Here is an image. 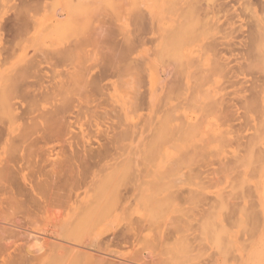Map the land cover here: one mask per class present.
<instances>
[{
    "label": "rangeland",
    "instance_id": "obj_1",
    "mask_svg": "<svg viewBox=\"0 0 264 264\" xmlns=\"http://www.w3.org/2000/svg\"><path fill=\"white\" fill-rule=\"evenodd\" d=\"M67 9L68 13H71L70 16L68 14L69 18L63 20L64 25L60 21L61 25H58L54 16L60 10ZM72 20L75 23H72ZM69 25L72 29L68 28ZM173 37H178L179 42ZM169 41L175 44L171 45ZM65 51H69L67 52L69 54ZM174 51L178 58L181 54L180 59L176 60L177 56H172V53L175 54ZM174 60L179 61V64ZM25 62L35 66L41 62L38 69L33 68L31 72L44 71L42 74L44 82L52 80L54 82L59 78L64 80L66 77L68 79L65 80L69 81V75L64 77L65 74L73 73L75 77L76 72L79 75L87 73V77L89 76L87 80L84 78L83 83L81 79L79 80L83 85L85 81H90L89 84H85L87 88L82 86L86 89L85 95L83 91L73 88V91L76 89L75 91L80 93L73 95V92L71 97L70 89L74 86L71 84L69 96L72 99L80 94L79 99H76V96L75 100H72H80L82 103L80 107L88 108L86 110L82 107L81 110L87 113L91 110L88 114L90 116L93 112L95 118L87 115L91 121L87 120L85 112L83 115L85 119L83 117V121L80 119L81 125L72 128L74 134L81 129L89 134V137L85 134L88 138H83L88 141L86 157H82L81 150L80 154L76 152L77 155L73 152L78 157L72 155L70 152L74 151L73 147H66L63 139H59L60 141L57 139L55 143L56 138L51 140L47 138V144L37 145L43 149L41 150L36 149L35 145L30 147L34 149H29L28 146H25L27 149L13 148L4 142V137L0 138V162L3 164V166L0 164V172L5 169L3 173L8 175L6 177L0 173L4 178L2 180L0 176V189L5 190V193L0 191L4 193L2 198L0 193V220L2 219L0 224L3 226L5 224L6 230L7 227H11L8 229L10 235L7 231L5 235L3 234L5 239L0 241L5 244L3 247L0 243L2 246L0 264H60L58 260L61 259L63 261L61 264H74L78 262L73 257L76 250L83 251L82 254L80 252L81 255L87 253L90 257L97 258L100 264H209V262L264 264V159L262 158L261 163L258 162L261 169L257 162L252 164L254 160L252 158L256 156L252 154L253 149L257 147V150H262L260 146L264 148V130L262 136L259 135L264 129V0H0V71L7 75L9 73L12 75V72L13 75L20 74L18 72L23 71L24 67L28 68ZM184 63L189 65L184 67ZM50 73L54 77L52 75L50 77ZM35 76L32 78L35 79L37 77ZM199 77L200 79H197ZM32 78L25 80V84L29 83L31 91L37 89L39 93V84L36 83L38 78L36 81ZM51 78L52 80H49ZM8 82L4 88L11 91L12 82ZM201 82L205 84L202 83L201 86ZM197 83L200 89L196 87ZM81 85L77 86L78 89L82 88ZM201 87L203 92L200 91ZM189 90L191 92L195 90L196 93ZM204 90L205 93L208 92L205 95ZM190 93L199 95L200 98L193 97ZM206 95L208 100L204 98ZM132 101L134 104H131ZM58 103L60 102H57V105ZM211 104L216 106L209 107ZM94 106L98 107L97 111ZM206 109L208 112L204 111ZM210 109L212 110L209 111ZM114 114H118L117 122L114 119L116 123L111 121ZM203 115L206 117L203 118ZM111 122L115 124L112 125ZM94 123L99 125L95 127ZM257 126L261 132L254 135L258 130ZM124 129L127 131L131 129L132 136L126 135L129 138L125 139L124 134L121 136L123 139L120 138L117 132L119 134V131ZM78 134L81 135L77 132L73 139L79 143L72 141V146L74 143L75 145L81 143ZM188 135L191 137H187ZM251 135L261 137V139L258 137L261 142L254 141L255 146L252 145ZM108 137L114 139L110 141L111 138ZM257 137L253 139L257 140ZM154 138L155 141L162 142L155 143ZM204 138L210 140V143ZM231 138L233 141L230 143ZM107 140L111 143L107 144ZM114 140L115 142L119 140L120 143L116 144ZM227 140H230L229 143ZM248 142L254 146L252 149L250 145L252 165L246 162L247 157H244L248 155L249 158V153L242 156L245 143ZM148 143L149 146L146 145ZM256 144H260L259 149ZM111 145L113 150L107 149L112 147ZM151 145L152 149L147 152ZM79 146L78 148L75 146V149H81V145ZM103 147L104 149L106 147L108 152H105ZM189 149L194 152L190 154L191 158L187 154L192 153ZM95 150L97 154V151H104L107 154L99 152V156L102 154L104 158L97 157L94 160L92 155L95 154ZM200 151L201 158L198 157ZM255 151L254 149L253 152ZM152 153L154 157H150L153 156ZM239 153H242L241 157L246 161L242 162L241 158L242 160L237 159L235 162V157H239ZM263 153L259 155L264 157ZM179 155L186 157L185 162ZM259 155L256 156L258 159ZM84 158H88L87 161L84 162L86 160ZM173 160L177 167L175 164L172 165ZM192 160L195 164H192ZM238 160L244 167H238ZM68 164L70 165L67 169ZM229 164L239 168L233 167L235 170L231 171L233 169L228 166L229 172H232L230 176L229 172L226 173L228 171L226 166ZM221 166H225L223 174H221L223 169L220 171L218 169L222 168ZM254 166L259 170L256 171ZM216 171H219L220 175H217ZM68 177L70 178L67 179ZM229 177H232V180ZM238 179L243 180V186ZM230 183L234 184L235 189ZM51 184L52 186H49ZM71 184L72 187L75 186L68 187ZM240 190L246 194L249 192L250 196ZM236 192L238 194H235ZM240 192L243 197H240ZM228 193L231 195L227 197ZM95 194L102 196V200L97 196L100 199L98 205H96L98 198L94 199ZM8 195L12 196L10 197L14 202ZM244 195L247 198H244ZM94 201L96 211H93ZM103 202L106 203L102 204ZM13 204L16 206L18 204V207ZM101 205L102 207L105 205L102 210ZM88 208L91 209L89 217L86 215L89 212ZM9 209L15 216L8 213ZM92 211L95 213L92 214ZM77 214L79 217L88 218H80L81 220L78 219L80 221L77 222ZM14 229L18 230L14 231L16 235L13 234ZM19 232L21 235L17 234ZM32 237L37 238L39 242L31 243ZM40 243L42 245L44 243L45 248L43 251L40 249L41 252L39 249L38 252L35 251L37 256L33 250L35 247L42 248ZM197 244H201L203 248L200 249ZM58 245L62 248L60 249ZM72 248L75 250L72 251ZM62 249L67 251L68 256ZM223 250H226L228 255ZM27 251H30L29 254ZM222 252L225 256L221 255ZM223 257H226V260L222 261ZM52 258L53 262L50 261Z\"/></svg>",
    "mask_w": 264,
    "mask_h": 264
},
{
    "label": "bare ground",
    "instance_id": "obj_2",
    "mask_svg": "<svg viewBox=\"0 0 264 264\" xmlns=\"http://www.w3.org/2000/svg\"><path fill=\"white\" fill-rule=\"evenodd\" d=\"M60 9H62V8H60ZM66 9V8H65ZM57 10H59V9H57ZM56 12V11H55ZM69 11H68V9H67V11L66 10H60L59 11V13L56 15V16H54V15H52V16H54V18L58 21V25H61L62 24V22L63 23H65V21H63V20H67L68 18H69V16H70V14L71 13H68ZM68 14H69V16H68ZM50 17V16H49ZM73 17H75V15L73 16ZM78 18V17H77ZM77 18H75L74 20L76 21V19ZM61 19H62V21H61ZM61 22V24H60V22ZM75 21L73 22V20H72V23H75ZM78 22V21H77ZM79 22H80V20H79ZM82 22V21H81ZM80 22V23H81ZM55 23V22H54ZM83 23V22H82ZM77 24V23H76ZM57 25V24H56ZM57 25V26H58ZM62 25H64V24H62ZM70 25H72V24H70ZM70 25H69V27L68 28H71L70 27ZM57 26H55L56 28H58ZM66 26V25H65ZM74 27H75V24H74ZM79 27V26H78ZM99 27V26H98ZM61 28V27H60ZM76 28V27H75ZM80 28H81V26H80ZM79 28V29H80ZM55 29V28H54ZM67 29V28H66ZM72 29V28H71ZM94 34H96V32L94 33ZM98 34V33H97ZM175 34V36L177 35V33H174ZM174 34H173V36H174ZM178 34H179V36H180V33L178 32ZM178 36V35H177ZM178 36V37H179ZM172 37V36H171ZM178 37L176 38V37H173V38H176V40L178 39ZM175 40V39H174ZM174 40H171V41H174ZM175 40V41H176ZM180 40V39H179ZM179 40H177L176 42H179ZM174 41V42H175ZM170 42V41H169ZM174 42H172L173 44H175ZM171 43V42H170ZM171 43V45H173ZM78 47V46H77ZM117 47V46H116ZM173 47V46H172ZM76 48V47H75ZM120 49V48H119ZM68 50V49H67ZM71 50V49H70ZM74 50V49H73ZM81 50V49H80ZM64 51V50H63ZM76 51V50H75ZM75 51H72V52H75ZM61 52V51H60ZM66 52V51H65ZM67 52H69V51H67ZM66 52V53H67ZM59 53V52H58ZM66 53H65V55H66ZM174 53L175 54H173L172 53V56H174V55H176V51H174ZM60 54V53H59ZM67 54H69V53H67ZM71 54V53H70ZM178 55V54H177ZM176 55V56H177ZM59 57H61V55L59 56ZM63 57V56H62ZM67 57V56H66ZM180 57H181V54H180ZM180 57L178 58V56L177 57H175L176 58V60L177 59H180ZM173 58V57H172ZM63 60V59H62ZM176 60H174L175 62H178V64H179V61H176ZM182 60V59H181ZM27 62H29V61H27ZM27 62H25L26 64H27ZM38 62V61H37ZM60 62H61V60H60ZM184 62V61H183ZM180 63H181V61H180ZM190 63V62H189ZM189 63L187 64H185L184 63V67H185V65L187 66V65H189ZM26 64H24V66H26ZM39 65H41V62L40 63H38ZM38 64L35 66V65H32V63H31V65H30V63L29 64H27V66H28V68L26 69V67H24L25 69L23 70V71H21V72H18V73H20V74H17V70L15 71L16 72V74L17 75H13L14 73L12 72V75H11V73H9L10 75H11V77H8L9 76V74L7 75L6 73H4L3 74V72H1L0 71V138H2V137H4V142L5 143H8L9 145H12L13 146V148H15V147H18V148H26L27 146H28V148L29 149H34V147H32V148H30L32 145L34 146L35 145V147H36V149H41V147L39 148L38 146H39V144H40V146H41V143H44V144H47L46 143V140H47V138H49L50 140H51V138L53 139H55V143H56V140L58 139H63V141H64V143L65 144H67L66 145V147H73V149H74V151L72 150V152H70L72 155H74V154H76V152L78 151V153L80 154V150H81V154H82V157H86L87 155H85V154H88V149H87V146H88V141H87V139H83V138H88L89 137V134H87L85 131V133L83 132V130L81 131H77V130H75V131H77L78 133L80 132L81 133V135L80 134H78V136H80L79 138H81V143L80 144H77V145H75L76 143H74V146H72L73 145V142L72 141H76V140H74L75 138H74V136H77V132H75V134L73 133V126H75L74 128H76V126L77 125H79V123H81V121H80V119L82 120V117H83V119H87V120H90L91 121V115H92V119L93 118H95V115H94V117H93V112H92V114L89 116V114H90V111L91 110H89V114L86 112V111H84L83 109V111L81 110V108L83 107H80L81 106V104L82 103H80L78 100V102L77 101H73V100H75L74 98L77 96H74L72 99L70 98V96H69V91L70 90H72L71 92H70V95H71V97L74 95V94H78V93H80L79 91L81 90V91H83V94L85 93L84 91L86 90V89H84L83 87H85V84H89L88 82H90V81H85L86 83H84V85L82 84L83 83V80H84V78H85V80H87V78L89 77H87V73H81L82 75H79V73L78 72H76L75 73V77L73 76L74 74L73 73H68L67 75L65 74V73H63V74H65V76L64 77H66V76H68V77H70V79H69V81L68 80H65V79H68L67 77L66 78H64V80L63 79H61V80H63L62 82H59V81H61V80H54V82H53V80H52V78L51 79H49V80H52L51 82H44L45 80L43 79V72L41 73V71L40 72H38L37 70L35 71V70H33L32 72H31V69H33V68H35V69H38ZM178 64H177V66H178ZM191 64V63H190ZM33 66V67H32ZM183 65H180V67H182ZM39 68H40V66H39ZM41 69V68H40ZM39 69V70H40ZM43 69V68H42ZM22 70V69H21ZM44 70V69H43ZM18 71H20L19 69H18ZM181 71V70H180ZM49 72V71H48ZM191 72H193V71H191ZM45 73V72H44ZM60 73H62V72H60ZM195 73V72H194ZM194 73H192V74H194ZM198 73V72H197ZM196 73V74H197ZM7 76H6V75ZM47 74V73H46ZM73 74V75H72ZM84 74V75H83ZM102 74V73H101ZM200 74V73H199ZM202 74H203V72H202ZM202 74H200V75H202ZM34 77V75H36L35 77L36 78H38V79H34V78H32V76ZM39 75V76H38ZM45 75V74H44ZM48 75V74H47ZM51 73H50V77H51ZM59 75V74H58ZM74 77H72V76ZM79 75V76H78ZM203 75H205V74H203ZM5 76H6V78H5ZM53 77H54V75H52ZM56 76V75H55ZM79 78H78V77ZM93 76V75H92ZM194 77H196L195 75H193ZM197 76H199V75H197ZM45 77V76H44ZM47 77V76H46ZM72 77V78H71ZM97 77V76H96ZM200 77H202V76H200ZM200 77L199 78H197V79H200ZM28 78H32V79H34L35 81H36V83L38 82V84H39V93H37L38 91H37V89L36 90H34V91H31L32 89L30 88V86L28 85L29 83H27V84H25V80H27ZM61 78H63L62 76H61ZM99 78V77H98ZM189 78H190V75H189ZM203 78V77H202ZM206 78V77H205ZM48 79V78H47ZM74 79V80H73ZM81 79V81H82V83H81V81H79ZM91 79V78H90ZM191 79V78H190ZM189 79V80H190ZM192 79H193V77H192ZM204 79V78H203ZM44 80V81H43ZM72 80L75 82H72ZM92 80V79H91ZM96 80H98V79H96ZM152 80V79H151ZM195 80V79H194ZM8 81H10V82H12V85L11 86H13L12 88H11V86H10V84L8 85L11 89V91H9L8 89H7V91L5 90L6 88H4V85L6 86L9 82ZM56 81V82H55ZM68 81V82H67ZM8 82V83H7ZM95 82H97V81H95ZM204 82H205V80H204ZM6 83V84H5ZM24 83V84H23ZM77 83H80V84H77ZM203 82H201L200 83V85L202 84ZM76 85V87H71L72 89H70V86H72V85ZM82 84V85H81ZM203 84H205V83H203ZM202 84V85H203ZM80 86L81 85V89H78L79 87H77V86ZM195 85V84H194ZM198 85H199V83H197L196 84V87L198 88V89H200V87H198ZM201 85V86H202ZM87 86V85H86ZM35 87V86H34ZM33 87V88H34ZM95 87H97V86H95ZM191 87V89L193 90V87L192 86H190ZM73 88H76L77 90H79L78 92H76L75 90L76 89H74V91H73ZM85 88H87V87H85ZM94 88V87H93ZM102 88V87H101ZM189 88V87H188ZM70 89V90H69ZM82 89H84V90H82ZM99 89V88H98ZM195 91V90H194ZM194 91H192V92H194ZM200 91H202V87H201V90ZM199 91V92H200ZM74 92V93H73ZM189 92H191L190 90H189ZM191 92V93H192ZM203 92V91H202ZM37 94V95H35V94ZM72 93H73V95H72ZM190 93V94H191ZM195 93H196V91H195ZM197 93H198V91H197ZM208 93V92H207ZM207 93H205V90H204V95L205 94H207ZM94 94V93H93ZM101 94V93H100ZM109 94V93H108ZM80 95V94H79ZM78 95V96H79ZM85 95V94H84ZM113 95V94H112ZM140 95V94H139ZM192 95V94H191ZM201 95V94H200ZM203 95V96H204ZM78 96L76 97V99H79L78 98ZM87 96V95H86ZM193 97L194 96H196V95H192ZM198 96V99L200 98L199 97V95H197ZM196 96V97H197ZM208 96L210 97V94H208ZM208 96L206 95V97H204V98H208ZM60 97H61V99H60ZM81 98L83 97L82 95L80 96ZM87 97H89V96H87ZM92 97V96H91ZM109 97V96H108ZM132 97V96H131ZM134 97H136V96H134ZM189 97V96H188ZM191 97V96H190ZM212 97V96H211ZM58 98H59V100H58ZM111 98V97H110ZM130 98V97H129ZM128 98V99H129ZM84 99H86V98H84ZM131 99V98H130ZM132 99H134L133 97H132ZM188 100H190V99H192V98H187ZM209 99V98H208ZM207 99V100H208ZM211 99V98H210ZM187 100V101H188ZM195 100H197V98L195 99ZM264 100V99H263ZM84 101V100H83ZM105 101V100H104ZM143 101V100H142ZM192 101V100H191ZM57 102H60V103H58V105H57ZM75 102V103H74ZM197 102H199V101H197ZM196 102V103H197ZM207 102V101H206ZM209 102H213V100L212 101H210L209 100ZM215 102V101H214ZM262 103H263V101H261ZM77 103V104H76ZM78 103H80V105L78 104ZM108 103V102H107ZM133 103V101L131 102V104ZM190 103V102H189ZM192 104L194 103V102H191ZM216 103V102H215ZM214 103V104H215ZM86 104V103H85ZM126 104H129V103H126ZM134 104V103H133ZM200 104V103H199ZM204 104V103H203ZM208 105V104H207ZM218 105V104H217ZM196 106V105H195ZM205 106V105H204ZM216 106V105H215ZM214 105H210L209 107H215ZM252 105H250V108H252L251 107ZM108 108H109V106H107ZM114 107H115V105H114ZM132 107V106H131ZM134 107H135V105H134ZM198 107V106H197ZM203 107V106H202ZM202 107H200V108H202ZM208 107V106H207ZM219 107V106H218ZM84 108V107H83ZM93 108V107H92ZM94 108H95V106H94ZM96 108H98V107H96ZM96 108H95V110H96ZM106 108V107H105ZM128 108H129V106H128ZM192 108H194V107H192ZM200 108H198V110L200 109ZM205 108V107H204ZM84 109H86V107L84 108ZM88 109V108H87ZM86 109V110H87ZM90 109H91V107H90ZM115 109V108H114ZM127 109V108H126ZM219 109V108H218ZM202 110V109H201ZM212 109H210L209 111H211ZM97 111V110H96ZM129 111V110H128ZM196 111H197V109H196ZM204 111H207V109L206 110H204ZM85 112L87 113L86 114V117L84 118V116L83 115H85ZM95 112V111H94ZM116 112V111H115ZM127 112V111H126ZM208 112V111H207ZM96 113V112H95ZM94 113V114H95ZM103 113V112H102ZM108 113V112H107ZM110 113H112V112H110ZM206 113V112H205ZM96 114H98V113H96ZM104 114V113H103ZM200 114H203V113H201L200 112ZM82 115V116H81ZM87 115H88V117H90V118H88L87 117ZM100 115H101V113H100ZM115 116H114V118L113 117H111V119L113 118V120H111V121H113V122H115L118 118H116V117H118V114H114ZM208 115V114H207ZM97 117H98V115H96ZM109 116H111V115H109ZM201 116V115H200ZM204 117L203 118H205L206 116L205 115H203ZM96 117V118H97ZM121 117V116H120ZM98 118H101V116H99ZM108 118V117H107ZM195 118V117H194ZM202 117L200 118L199 117V119H203ZM103 119V118H102ZM101 119V120H102ZM104 119H106V118H104ZM114 119H115V121H114ZM87 120H85V122H88ZM98 120V119H97ZM107 120V119H106ZM204 120V119H203ZM83 121V120H82ZM190 121H191V119H190ZM198 121V120H197ZM93 122V121H92ZM95 122V121H94ZM105 122V121H104ZM108 122V121H107ZM113 122H111V124L113 123ZM117 122V121H116ZM115 122V123H116ZM167 122V121H166ZM169 122V121H168ZM199 122V121H198ZM201 122H202V120H201ZM263 122H264V120H263ZM115 123H113V124H115ZM189 123V122H188ZM193 123V122H192ZM195 123H196V121H195ZM206 123V122H205ZM112 124V125H113ZM135 124V123H134ZM263 124V123H262ZM81 125V124H80ZM79 125V126H80ZM96 125H99V124H95L94 123V126L96 127ZM165 125H166V123H165ZM164 125V128L166 127ZM194 125V124H193ZM198 125V124H197ZM199 125H201V123L199 124ZM211 125H213V123L211 124ZM260 125V124H259ZM79 126L77 127V128H79ZM83 126V125H82ZM126 126V125H125ZM179 126V125H178ZM183 126V125H182ZM195 126V125H194ZM98 127V126H97ZM110 127H112V126H110ZM116 127V126H115ZM154 127V126H153ZM180 127V126H179ZM184 127V126H183ZM182 127V128H183ZM253 127V126H252ZM258 127V126H257ZM261 127H262V125H261ZM260 127V128H261ZM81 128V127H80ZM128 128V127H127ZM177 128V127H176ZM175 128V129H176ZM187 129H188V127H186ZM194 128V127H193ZM263 128H264V126H263ZM109 129H111V128H109ZM113 129V128H112ZM145 129H146V127H145ZM144 129V130H145ZM154 129H156V127H154ZM192 129V128H191ZM200 129V128H199ZM85 130V129H84ZM106 130V129H105ZM131 129H128V131L126 130V129H124V130H120L119 131V134L120 133H122L121 131H123V133H122V135L120 134H118V132H117V135L120 137V138H122L123 139V137H121V136H124V134H125V136L126 135H129L130 136V132L132 131H130ZM143 130V131H144ZM157 130V129H156ZM159 130V129H158ZM160 130H161V128H160ZM181 130V129H180ZM195 130V129H194ZM223 130V129H222ZM228 130V129H227ZM227 130H226V132H227ZM263 130L264 129H262V132L260 131V129H259V127H258V130H256L255 132H254V135H257V134H259L260 132V134L259 135H261V134H263ZM117 131V130H116ZM124 131H127V133H129V134H127V133H124ZM154 131V130H153ZM178 131H179V128H178ZM191 131V130H190ZM225 131V130H224ZM230 131V130H229ZM83 132V133H82ZM112 132H114V130H112ZM111 132V133H112ZM155 132V131H154ZM164 132V131H163ZM162 132V133H163ZM169 132V131H168ZM176 132V131H175ZM195 132V131H194ZM193 132V133H194ZM196 132H197V130H196ZM204 132V131H203ZM206 132V131H205ZM222 132V131H221ZM257 132V134H255ZM116 133V132H115ZM114 133V135H116ZM151 133H152V131H151ZM170 133V132H169ZM172 133V132H171ZM177 133V132H176ZM185 133H187V132H185ZM198 133V132H197ZM196 133V134H197ZM228 133H230V132H228ZM84 134V135H83ZM85 134H87V136L85 135ZM110 134V133H109ZM135 134V133H134ZM153 134V133H152ZM156 134H158V131H157V133ZM161 133H159V135H160ZM166 134V133H165ZM180 134H181V132H180ZM188 134H190V133H188ZM224 134H225V132H224ZM113 135V136H114ZM116 135V138L118 139V136ZM159 135L157 136L156 135V137H159ZM182 135L184 136L185 134H183L182 133ZM207 135V134H206ZM226 135V134H225ZM254 135H251V136H253V137H257V136H254ZM104 136V135H103ZM108 136V135H107ZM124 136V138L125 139H127V137L129 138V136H126L125 137ZM132 136V135H131ZM130 136V137H131ZM150 136V135H149ZM148 136V137H149ZM154 136V135H153ZM152 136V137H153ZM171 136H173V134L171 135ZM179 136V135H178ZM183 136H181V137H183ZM192 136H194V135H192ZM208 136V135H207ZM206 136V137H207ZM210 136V135H209ZM221 136V135H220ZM262 136V135H261ZM111 137H112V135H111ZM111 137H108V139H110ZM133 137H134V135H133ZM144 137V136H143ZM163 137H164V135H163ZM162 137V138H163ZM185 137V136H184ZM187 137H191L190 135H188ZM196 137H198V136H196ZM212 137V136H211ZM211 137H209V138H211ZM218 137V136H217ZM222 137H225V136H223V134H222ZM234 137V136H233ZM253 137H252V140L251 139H249V142H250V140H251V142L253 141V144L252 143H250V145L252 144V145H254L255 146V143H254V141L255 142H257L258 143V141H259V138L261 139V137H257L256 139L257 140H255V139H253ZM74 138V139H73ZM114 138H115V136H114ZM114 138H111V140L110 141H112ZM135 138V137H134ZM150 138H151V136H150ZM201 138V137H200ZM199 138V139H200ZM77 139H78V137H77ZM121 139V140H122ZM158 138H156V140H157ZM161 139V138H160ZM177 140H178V138H176ZM187 139V138H186ZM189 139V138H188ZM206 138H204V140H205ZM220 139V138H219ZM219 139H217V140H219ZM222 139V138H221ZM225 139H226V137H225ZM78 140H80V139H78ZM84 140H86V141H84ZM90 140V139H89ZM116 140V139H115ZM115 140H114V142H115ZM120 140V139H119ZM118 140V142L120 143V141ZM172 140V139H171ZM202 140V139H201ZM207 140V139H206ZM213 140L214 139H212V141L211 142H213ZM216 140V139H215ZM223 140H224V138H223ZM222 140V141H223ZM17 141V142H16ZM60 141V140H59ZM108 141V140H107ZM153 141H155V138L153 139ZM182 141V140H181ZM208 141V140H207ZM221 141V140H220ZM229 141L230 140H227V142L229 143ZM233 140H232V138H231V141H230V143L232 142ZM51 142V141H50ZM77 143H79V141H76ZM118 142H115L116 144L118 143ZM123 142H124V140H123ZM123 142H121V143H123ZM151 142V141H150ZM157 141H155V143H156ZM158 142H162V141H160V140H158ZM157 142V143H158ZM184 142V141H183ZM182 142V143H183ZM192 142V141H191ZM209 143H210V140L208 141ZM224 142H225V140H224ZM226 142V143H227ZM249 142H248V144L247 143H245V146H244V154H242V156L243 155H245V153H246V155H247V153H249L250 155H249V158H248V155L247 156H244V157H247L246 158V160H244V158L243 157H241V154L240 155H238L239 157H235V162H236V160L237 159H243V161L242 162H244V161H246V162H250V160H251V156H252V154L253 155H256L257 157H258V155H259V153L260 154H262L263 152H264V148L263 147H261L260 146V148H262V150L261 149H259V145H257L256 144V146H258V149L259 150H261V151H259V150H257V147L256 148H254L256 151L255 152H253L254 151V149H253V147L254 146H252V149H253V151H252V154L250 153V149H251V146L249 145ZM259 142H261V141H259ZM58 143V142H57ZM61 143V142H60ZM111 142H107V144H110ZM114 143V144H115ZM139 143V142H138ZM154 143V142H153ZM153 143H152V145H153ZM155 143H154V145H155ZM185 143V142H184ZM14 144V145H13ZM43 144V145H44ZM113 144V145H114ZM141 144V143H140ZM164 144V143H163ZM247 144V145H246ZM38 145V146H37ZM53 145L54 144H52L51 146L53 147ZM79 145H81V149H75V146H77L76 148H78V147H80ZM113 145H111L112 147H107V149L109 148L110 150L112 149L113 150ZM121 144H119V146H120ZM123 145V144H122ZM146 145H148L149 146V143L148 144H146ZM152 145H151V148L150 149H148V151L147 152H149L151 149H152ZM153 145V146H154ZM198 145V144H197ZM200 145V144H199ZM219 145H221V144H219ZM224 145V144H223ZM249 145V146H248ZM12 146H11V148H12ZM26 146V147H25ZM50 146V145H49ZM102 146V145H101ZM115 146V145H114ZM118 146V145H117ZM116 146V147H117ZM140 146V145H139ZM193 146V145H192ZM227 146V145H226ZM230 146V145H229ZM228 146V147H229ZM232 146V145H231ZM158 147V146H157ZM161 146L159 145V148H160ZM163 147V146H162ZM194 147H197V146H194ZM199 147V146H198ZM224 147V146H223ZM245 147H248V149H249V152H247L248 151V149L246 148L245 149ZM250 147V148H249ZM18 148L16 149V150H18ZM43 148V147H42ZM45 148V147H44ZM100 148V147H99ZM115 148V147H114ZM200 148V147H199ZM199 148H197V151H198V149ZM202 148V147H201ZM27 149V148H26ZM46 149V148H45ZM59 149V148H58ZM63 149V148H62ZM72 149V148H71ZM103 149H104V147H103ZM103 149H101V150H103ZM106 149V147H105V152H108V150ZM118 149V148H117ZM122 149V148H121ZM186 149V148H185ZM227 149V148H226ZM251 149V150H252ZM20 150V149H19ZM41 150H43V149H41ZM49 150V149H48ZM54 150V149H53ZM70 150V149H69ZM76 150V151H75ZM133 150V149H132ZM147 150V149H146ZM159 150H161V149H159ZM191 152L193 151V150H191V149H189ZM188 150V151H189ZM207 150V149H206ZM45 151V150H44ZM62 151V150H61ZM91 151V150H90ZM208 151V150H207ZM257 151H258V154H257ZM55 152V151H54ZM60 152V151H59ZM73 152H74V154H73ZM98 152V154L96 153V150H95V154H93L92 155V159H96L97 157H102V158H104L103 156H99V152H103L104 153V151H97ZM114 152V151H113ZM123 152H124V149H123ZM132 152H134V151H132ZM131 152V153H132ZM155 152H157V151H155ZM184 152H186V151H184ZM202 151H200V152H198V157H200L199 156V153H201ZM220 152V151H219ZM262 152V153H261ZM56 153V152H55ZM90 153V152H89ZM94 153V152H93ZM144 153V152H143ZM158 153V152H157ZM183 153V152H182ZM187 153V152H186ZM194 152H192V153H187L188 154V157L190 156V154H193ZM62 154V153H61ZM64 154V153H63ZM68 154V153H67ZM104 154H107V153H104ZM103 154V155H104ZM112 154V153H111ZM110 154V155H111ZM153 154V153H152ZM181 154V153H180ZM203 154V153H202ZM236 154V153H235ZM264 154V153H263ZM77 155V154H76ZM90 155V154H89ZM115 155H117V154H115ZM123 155H124V153H123ZM148 155H149V153H148ZM201 155V154H200ZM75 156V155H74ZM91 156V155H90ZM90 156H89V158H90ZM107 156V155H106ZM127 156H129V155H127ZM132 156V154L130 155V157ZM146 156V155H145ZM144 156V157H145ZM158 156V155H157ZM156 156V157H157ZM180 157H182V155H179ZM253 157L252 158V160H253V163L252 162H250V164L252 163V164H254L255 162H259V163H261L262 162V160L264 159V157H261L262 155H259V159L257 158V157ZM48 157V156H47ZM75 157H78V156H75ZM81 157V159L83 160V158ZM115 157V156H114ZM150 157H154V154H153V156H150ZM179 157V158H180ZM188 157H187V160H188ZM192 157V156H191ZM191 157H189V158H191ZM195 157V156H194ZM197 157V158H198ZM261 157V158H260ZM71 158V157H70ZM80 158V157H79ZM106 158V157H105ZM109 158V157H108ZM116 158H118V157H116ZM178 158V159H179ZM182 158H184L183 159V162H185V158L186 157H182ZM181 158V159H182ZM201 158V157H200ZM233 158H234V155H233ZM232 157H231V159H233ZM256 158H257V160H256ZM263 158V159H262ZM84 159H86V160H84V162L85 161H87V159L88 158H84ZM109 159H111V158H109ZM114 159V158H113ZM126 159V158H125ZM128 159H129V157H128ZM141 159V158H140ZM146 158H144V160H145ZM154 159V158H153ZM181 159H179V160H181ZM241 159V160H242ZM248 159H249V161H248ZM5 160V159H4ZM4 160H2V161H4ZM71 160V159H70ZM73 160V159H72ZM74 160H76V158H74ZM103 160V159H102ZM101 160V161H102ZM131 160H132V157H131ZM148 160V159H147ZM146 160V161H147ZM176 160V159H175ZM193 160H194V158H193ZM193 160H192V164L195 162V161H197V163H198V160L196 159L194 162H193ZM251 160V161H252ZM259 160H261V161H259ZM189 161V160H188ZM188 161H186V162H188ZM223 161V160H222ZM239 161V160H238ZM15 162V161H14ZM67 162H69L68 160H67ZM76 162H77V160H76ZM82 162V161H81ZM96 162V161H95ZM150 162V161H149ZM172 162V161H171ZM179 162H181V161H179ZM190 162V161H189ZM233 162H234V159H233ZM235 162H234V164H235ZM242 162H240L239 161V166L238 167H244V166H241L240 164L242 163ZM64 163V162H63ZM97 163V162H96ZM176 163V162H175ZM174 163V160H173V164L172 165H174L175 164ZM225 163V162H224ZM238 163V162H237ZM236 163V164H237ZM258 163V164H259ZM0 164H2L1 162H0ZM5 164V163H4ZM8 164V163H7ZM53 164V163H52ZM70 164H72V162L70 163ZM70 164H68V166H67V169H68V167H69V165ZM92 164V163H91ZM99 164V163H98ZM170 164V163H169ZM169 164H167V166L169 165ZM183 164V163H182ZM195 164V163H194ZM221 164H223V163H221ZM221 164H219V165H221ZM248 164V163H247ZM246 164V165H247ZM251 164V165H252ZM256 164V163H255ZM93 165V164H92ZM186 165V164H185ZM2 166H3V164H2ZM97 166V165H96ZM175 166L177 167L178 165H176L175 164ZM182 165H180V167H181ZM226 166V165H225ZM224 166V167H225ZM230 167V169H233V167H234V165H232V166H230V164L229 165H227L226 166V169L228 170L226 173L228 174V172L230 171L229 170V167ZM257 166H260V164L259 165H257ZM12 167V166H11ZM66 167V166H65ZM71 167V166H70ZM179 167V168H180ZM222 167V166H221ZM224 167H222V168H218L219 169V171L221 170V169H223ZM238 167H234V168H238ZM255 167V166H254ZM2 168H4V167H2ZM19 168V167H18ZM167 168V167H166ZM256 168V167H255ZM260 169H261V166L259 167ZM9 169V168H8ZM7 169V170H8ZM168 169V168H167ZM170 169V168H169ZM172 169V168H171ZM176 168H174V169H172V170H175ZM225 169V168H224ZM224 169L222 170V172H221V174H223V171H224ZM239 169V168H238ZM263 169V168H262ZM0 170H1V167H0ZM4 170L5 169H3V171H1L0 173H2L3 175H4ZM19 170V169H18ZM76 170V169H75ZM85 170V169H84ZM171 170V171H172ZM235 169H233V170H231V171H234ZM257 170H259V169H257L256 168V171ZM6 171V170H5ZM10 171V170H9ZM74 171V170H73ZM87 171V170H86ZM170 171V170H169ZM219 171H216V172H218L217 173V175L219 174ZM250 171V170H249ZM14 172V171H13ZM16 172V171H15ZM20 172V171H19ZM71 172V171H70ZM165 172V171H164ZM215 172V173H216ZM236 172H238V171H236ZM236 172H235V174H236ZM242 172H243V170H242ZM254 173H255V171H253ZM6 173V172H5ZM18 173V172H17ZM73 173V172H72ZM225 173V172H224ZM232 173V172H231ZM231 173L229 172V176L231 175ZM238 173H240V172H238ZM237 173V174H238ZM250 173V172H249ZM8 174V173H7ZM81 174V173H80ZM163 174H165V173H163ZM242 174V173H241ZM251 174V173H250ZM13 175H14V173H13ZM83 175V174H82ZM157 175V174H156ZM160 175H162V172L160 173ZM220 175V174H219ZM0 176H2V175H0ZM4 176H6V175H4ZM8 176V175H7ZM6 176V177H7ZM15 176V175H14ZM24 176V175H23ZM214 176H215V174H214ZM225 176V175H224ZM227 176V175H226ZM251 176H252V174H251ZM156 177H158V176H156ZM240 177V176H239ZM253 177V176H252ZM2 178V180L4 179L3 178V176L1 177ZM0 178V179H1ZM11 178V177H10ZM18 178V177H17ZM70 177H68L67 179H69ZM162 178V177H161ZM232 178V177H231ZM230 177H229V179H231ZM234 178H236V176H234ZM233 178V179H234ZM242 178V177H241ZM249 178V177H248ZM254 178V177H253ZM9 179V178H8ZM16 179V178H15ZM14 179V180H15ZM66 179V178H65ZM65 179H63V180H65ZM67 179H66V181H67ZM84 179V178H83ZM158 179H160V178H158ZM218 179H219V177H218ZM222 179V178H221ZM251 179V178H250ZM13 180V181H14ZM56 180V179H55ZM61 180V179H60ZM72 180H74V179H72ZM76 180L77 179H75V181L74 182H76ZM81 180V179H80ZM232 180V179H231ZM4 181H6V179L4 180ZM8 181V180H7ZM16 181V180H15ZM69 181H71V180H69ZM82 181V180H81ZM219 181L221 182V180L219 179ZM219 181H218V184H220L221 185V183H219ZM223 181V180H222ZM238 181H240V179H238ZM243 181V180H242ZM242 181H240L241 183H242V185L241 186H243V182ZM245 181V180H244ZM10 182V181H9ZM12 182V181H11ZM50 182V181H49ZM48 182V183H49ZM59 182V181H58ZM64 182V181H63ZM73 182V181H72ZM84 182H85V179H84ZM215 182V181H214ZM231 182V181H230ZM6 183V182H5ZM19 183H21V182H19ZM52 183V182H51ZM60 183V182H59ZM82 183H83V181H82ZM50 184V183H49ZM57 184V183H56ZM60 184H62V183H60ZM65 184H66V182H65ZM67 184H70V183H68L67 182ZM75 185L77 184V182L76 183H74ZM231 185H232V183H230ZM235 184H239V183H235ZM14 185V184H13ZM45 185H47L46 183H45ZM74 185V186H75ZM80 185H82L81 183H80ZM229 185V184H228ZM230 185V186H231ZM246 185V184H245ZM2 186V185H1ZM10 186V185H9ZM49 186H52V184L51 185H49ZM54 186H55V184H54ZM69 186H71L72 187V184L71 185H68V187ZM73 186V187H74ZM86 186V185H85ZM233 186V189H235L234 188V184L232 185ZM240 186V187H241ZM4 187V186H3ZM8 187V186H7ZM17 187V186H16ZM22 187V186H21ZM28 187V186H27ZM59 187V186H58ZM61 187V186H60ZM64 187V186H63ZM72 187V188H73ZM228 187V186H227ZM247 187V186H246ZM5 188V187H4ZM9 188H11V187H9ZM8 188V189H9ZM14 188H15V185H14ZM33 188V187H32ZM252 187L250 186V189H251ZM26 189V188H25ZM51 189V188H50ZM77 189H78V187H77ZM225 189V188H224ZM233 189H231V190H233ZM237 189H238V187H237ZM239 189H241V188H239ZM245 189V187L243 188V190ZM14 190V189H13ZM15 190H16V188H15ZM34 190V189H33ZM51 190H54V189H51ZM68 190V189H67ZM243 190H240V191H243ZM246 190H248V188L246 189ZM0 191H3L4 193H5V190H3V188L2 189H0ZM47 191H49V190H47ZM3 192H0L1 193V198H2V193ZM7 192V191H6ZM14 192V191H13ZM36 192V191H35ZM51 192V191H50ZM65 192V191H64ZM228 192V191H227ZM237 192H238V190H237ZM235 193V194H238V193ZM3 193V194H4ZM9 193V192H8ZM11 193V192H10ZM16 193V192H15ZM14 193V194H15ZM232 193V192H231ZM243 193L245 194V195H248L249 194V192L246 194L245 193V191H243ZM251 193H253L254 194V191H252L251 190ZM35 194V193H34ZM37 194H38V192H37ZM40 194V193H39ZM223 194V193H222ZM225 194V193H224ZM234 194V195H235ZM6 196H7V194H5ZM22 195V194H21ZM26 195V194H25ZM28 195V194H27ZM67 195H68V193H67ZM229 195H231V194H227V197L229 196ZM240 197H243L242 195V192H240ZM244 195V196H245ZM263 195V194H262ZM9 196V198H11L12 196L11 195H8ZM11 196V197H10ZM33 196V195H32ZM41 196V195H40ZM94 196V195H93ZM98 196V195H97ZM96 196V194H95V198L94 199H97L98 197H101V200H102V196L100 195V196H98L97 197ZM104 196V195H103ZM226 196V195H225ZM237 196V195H236ZM236 196H234L235 198H236ZM248 196H250V195H248ZM251 196H253L254 197V195H251ZM43 197V196H42ZM73 197V196H72ZM233 197V198H234ZM237 197H239V196H237ZM239 197V198H240ZM0 198V199H1ZM8 198V199H9ZM68 198V197H67ZM219 198H221V197H219ZM231 198L232 197H230V200H231ZM244 198H247L246 196L244 197ZM99 199V198H98ZM98 199H97V204L95 203L96 201H94V204H92V206H93V208L95 209L96 207V205H98V204H100V199H99V201H98ZM124 199V198H123ZM224 199V198H223ZM241 199V198H240ZM257 199V198H256ZM10 200V199H9ZM11 200L13 201V199L11 198ZM10 200V201H11ZM15 200V199H14ZM34 200V199H33ZM38 200V199H37ZM64 200V199H63ZM71 200V199H70ZM77 200V199H76ZM106 200V199H105ZM226 200H228V199H226ZM235 200H237V199H235ZM5 201V200H4ZM19 201V200H18ZM67 201H69V200H67ZM120 201V200H119ZM218 201H221V200H218ZM234 201V200H233ZM238 201V200H237ZM251 201V200H250ZM254 201H255V199H254ZM1 202V201H0ZM14 202V201H13ZM35 202V201H34ZM33 202V203H34ZM38 202H40L39 200H38ZM38 202H36V203H38ZM91 203H92V201H90ZM230 202V201H229ZM248 202V201H247ZM10 203V202H9ZM42 203V202H41ZM50 203V202H49ZM90 203V204H91ZM106 202H103L102 204H105ZM220 203V202H219ZM224 203H225V201H224ZM224 203H222V204H224ZM1 204H3V203H1ZM22 204H23V202H22ZM66 204V203H65ZM96 204V205H95ZM120 204V203H119ZM231 204H233V203H231ZM4 205V204H3ZM5 205H7V204H5ZM10 205V204H9ZM33 205H36V204H33ZM39 205V204H38ZM48 205V204H47ZM87 205V204H86ZM121 205V204H120ZM11 206V205H10ZM9 206V207H10ZM13 206H16V205H14L13 204ZM20 206V205H19ZM22 206V205H21ZM129 206V205H128ZM226 206V205H225ZM228 206H229V204H228ZM238 206V205H237ZM16 207H18V204H17V206ZM84 207V206H83ZM88 207H89V205H88ZM104 207H105V205H104ZM104 207H102V205H101V210H102V208H104ZM232 207V206H231ZM7 208V207H6ZM37 208V207H36ZM40 208H41V206H40ZM65 208V207H64ZM67 208V207H66ZM86 208V207H85ZM84 208V209H85ZM90 208H92V207H90ZM90 208H88V211H89V209ZM92 208V209H93ZM1 209H2V207H1ZM83 209V208H82ZM126 209V208H125ZM2 210H5L4 208L2 209ZM37 210H39V209H37ZM91 210V209H90ZM6 211V210H5ZM9 211H10V209H9ZM14 211V210H13ZM63 211H64V209H63ZM93 211H96V209L95 210H93ZM92 211V212H93ZM38 212V211H37ZM44 212V211H43ZM82 212H85V210H82ZM86 212H87V209H86ZM8 213H10L12 216H15L14 214H12L11 213V211L10 212H8ZM91 214V212L89 211V212H87V216L89 217L90 215H88V214ZM95 212H93L92 214H94ZM6 214V213H5ZM82 214H84V213H82ZM9 214H7V216H8ZM80 215H81V212H80ZM10 216V215H9ZM12 216H10L11 218H13ZM83 216H85V214L83 215ZM83 216L81 217H79L78 216V214H77V222L78 221H80L81 219L80 218H83ZM10 217H7V219L8 218H10ZM88 217H85L86 219L88 218ZM75 218V217H74ZM85 218H83V219H85ZM3 219H5V218H3ZM15 219V218H14ZM20 219L22 220V218L20 217ZM78 219H80V220H78ZM82 219V220H83ZM2 220V219H1ZM0 220V221H1ZM17 220H18V218H17ZM74 220H76V218L74 219ZM5 222H6V220H4ZM3 221V222H4ZM4 222V223H5ZM21 222V221H20ZM12 223V221H10V223L9 224H11ZM19 223V222H18ZM72 223H74V222H72ZM8 225V224H7ZM7 225H6V227H7ZM18 225V224H17ZM74 225H76V221H75V224ZM19 226H20V224H19ZM70 226H72V225H70ZM10 227V226H9ZM9 227H7V230L5 229V224H4V226L2 225V224H0V241H3L2 239H5L4 237H3V234L5 235V233L8 231L9 232ZM24 227V226H23ZM11 228V227H10ZM22 228V227H21ZM254 228V227H253ZM14 231H18V230H13V232ZM21 231V230H20ZM24 232V231H23ZM10 233L11 232H9V235H10ZM16 232H14L13 234L14 235H16L15 234ZM8 234V233H7ZM17 234H20V232L19 233H17ZM21 235V234H20ZM11 236H13V235H11ZM7 237H8V235H7ZM18 237V236H17ZM17 237H16V239H17ZM12 238V237H11ZM24 238V237H23ZM8 239H10V237H8ZM14 239H15V236H14ZM28 239V238H27ZM30 239V238H29ZM32 240H31V243L32 242H34L35 241V243H37V242H39L38 240H37V238H34V237H32L31 238ZM13 241V240H12ZM29 242L28 243H30V240H28ZM37 241V242H36ZM40 241H42V239H40ZM53 241V240H52ZM7 242V241H6ZM55 242H57V241H55ZM1 244H2V246L4 247V245H3V243L2 242H0ZM16 243V242H15ZM30 243V244H31ZM42 243V242H41ZM40 243V244H41ZM51 243V242H50ZM0 244V245H1ZM40 244H39V246H40ZM55 244V243H54ZM71 244V243H70ZM7 245V244H6ZM15 245V244H14ZM48 245V244H47ZM51 245V244H50ZM49 245V246H50ZM198 246H200L201 244H197ZM2 246H0V247H2ZM34 246H37V245H34ZM41 246H42V248H38V247H35L36 249L35 250H33L34 252L36 251V252H38L40 249L42 250L43 248H45V245H44V243H43V245L41 244ZM12 247H14V246H12ZM11 247V249H13ZM28 247V246H27ZM55 247V246H54ZM58 247L61 249L62 247H60L59 245H58ZM201 247V246H200ZM9 249V251H10V246L8 247ZM28 248H30V247H28ZM199 248V247H198ZM203 247H201L200 249H202ZM3 249V248H2ZM39 249V250H38ZM64 249H66L65 247H64ZM64 249H62L64 252H65V250ZM80 249V248H79ZM199 249V251H201ZM221 249H222V247H221ZM243 249H244V247H243ZM242 249V250H243ZM7 250V251H8ZM41 250H40V252H41ZM67 250V249H66ZM72 251H74L73 250V248L71 249ZM220 249H218V251H219ZM2 251V250H1ZM5 251V250H4ZM8 251V252H9ZM31 251V250H30ZM30 251H27V253L28 252H30ZM33 251H31V253H33ZM43 251V250H42ZM198 251V250H197ZM222 251V250H221ZM220 251V252H221ZM226 252V250H223V252ZM246 251V250H245ZM26 252V251H25ZM35 252V253H36ZM47 252V251H46ZM70 252V250L68 249V253ZM81 252V251H80ZM80 252L78 251V250H76V253H74L73 254V257L75 258V259H77L78 260V262L80 263V262H83L82 264H100V262H99V260H97V258H95V257H90L87 253H85V254H83V255H81L82 253H83V251L81 252V254H80ZM221 253V255H223L224 253ZM30 253V254H31ZM59 253V252H58ZM66 253V256H68L67 255V251L65 252ZM73 253V252H72ZM29 254V253H28ZM39 254V253H38ZM43 254H45V253H43ZM54 254V253H53ZM56 254V253H55ZM71 254V253H70ZM200 253H198V255H199ZM217 254V253H216ZM225 254H227L228 255V252H226ZM36 255H37V253H36ZM65 255V254H64ZM72 255V254H71ZM85 255H88V256H85ZM201 255V254H200ZM30 256V255H29ZM38 256V255H37ZM41 255H39V257H40ZM43 256V255H42ZM214 256H215V254H214ZM214 256H212V257H214ZM223 256H225V255H223ZM51 257V256H50ZM53 257H54V255H53ZM55 257H56V255H55ZM61 257H62V255H61ZM227 257V256H226ZM226 257L224 258L223 257V260L222 261H224V260H226ZM31 258V257H30ZM58 256H57V259L56 260H58ZM215 258V257H214ZM221 258V257H220ZM33 259H34V257H33ZM54 258H52L50 261H52ZM228 259V258H227ZM35 260V259H34ZM38 260V259H37ZM49 260V259H48ZM64 260V259H63ZM72 260H73V258H72ZM75 261V260H74ZM212 261V260H211ZM214 261V260H213ZM53 262V261H52ZM58 262L60 263H63V261H62V259H61V261H59L58 260ZM71 262V261H70ZM78 262H75L74 264H79ZM221 262V261H220ZM219 262V263H220ZM55 263H57V261L55 262ZM60 263V264H61ZM214 262H212V264H213ZM69 264V263H68ZM209 264H210V262H209ZM215 264H216V262H215ZM223 264V263H222Z\"/></svg>",
    "mask_w": 264,
    "mask_h": 264
}]
</instances>
